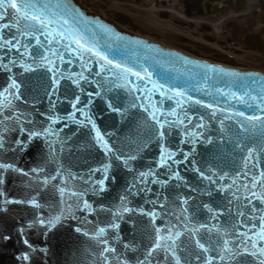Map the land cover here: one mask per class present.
<instances>
[{
	"label": "snow or ice",
	"instance_id": "1",
	"mask_svg": "<svg viewBox=\"0 0 264 264\" xmlns=\"http://www.w3.org/2000/svg\"><path fill=\"white\" fill-rule=\"evenodd\" d=\"M98 31L107 36L109 41L100 47L95 39H89V34L95 38ZM122 39L109 26L87 19L67 2L53 4L51 0H0V127L3 128V133H0V152L25 151L33 138L55 136L56 140L46 139L50 151L54 153L52 146L56 142L63 143L59 137L63 128L57 130L53 125L63 123L64 128L72 124L78 128L90 126L91 143L86 144L85 148H98L105 157L97 166H89L87 171L80 174L65 173L60 166L54 175L44 176L39 181L44 187L61 178L60 184L55 185L59 194V210L46 219L37 216L36 221L28 227L39 223L51 231L69 218L79 220L86 226L93 224L89 216L102 212L111 217L103 226L97 218L92 230L75 228L77 233L94 241L99 247L97 255L101 264H264V168L259 170V174L254 170L259 167L260 157L264 155V76L197 64V68L205 70V81L209 79L208 73L221 74L228 80L225 88L216 87L214 92L203 89L213 102L194 99L188 88L173 85L170 80L153 79L154 73L140 63L139 58L132 64L123 58L110 57L108 52L113 47L112 41L118 43ZM131 43L154 53L151 57L145 55V61L159 64L158 56H172V53L151 49V46L139 40ZM73 58L79 62L80 70H62L63 65L75 66ZM188 63L190 61L185 60V64ZM160 66L163 67L162 64ZM121 91L133 97L128 100L127 106L119 95ZM157 95L159 99H154ZM217 96L228 103L219 107ZM94 97L103 101L107 110L121 118L125 117L129 108H137V101H140L139 108L148 114V118L137 125L133 134L125 137V142L116 147L114 142L106 138L113 133L102 132L96 123ZM45 100L47 112L40 114L50 123L40 130L25 128V124L33 121L28 118L30 113L21 110L19 104L35 109L36 104L44 103ZM166 102H171L172 107L166 108ZM58 103L69 106L64 115L56 113ZM200 108L211 111L206 117L199 112ZM212 121L219 124L220 136L215 141L213 137L197 131H207ZM17 130L20 136H27V141L6 138L7 132ZM201 137H204L202 143L205 146L213 145L215 151L208 158L201 156L198 161L195 145L201 142ZM151 143L157 146V159L154 161L156 170L150 167L147 171H138L137 179L130 184L127 192L133 195L139 192L152 193L154 198L145 201L152 205V209L129 207L131 201L126 194L119 197L118 204L105 206L101 203L98 208L86 199L89 192L94 196L107 192L109 180L115 183L116 176H110L113 160L119 161L128 172H136L130 162L137 161L140 153ZM187 144L192 147L186 151L183 146ZM237 157L243 162L242 168L235 167ZM225 158L233 163L231 171L211 162L213 159ZM250 163L252 167H249ZM181 164L185 165V171L194 174L196 180L206 182L202 190L199 186L190 185L188 178L181 175L178 167H174ZM0 170V184L4 183L3 174L9 170L30 180H35L44 171L42 168L31 169V173L37 174L33 177L31 173L3 161H0ZM241 178L245 182L238 183ZM173 180L177 181L173 187L183 186L189 192L195 191L209 197L214 192H231L232 198L226 197V203L204 202L197 205L198 211L206 213L205 216H197L189 212L188 208L189 200L195 197L176 196L170 200L165 192L161 199L160 192L153 193L152 188L147 186L159 185L165 189ZM71 181H80L85 187ZM241 187L250 191L251 197L238 196L236 193ZM3 195L0 192V196ZM2 203H27L35 208L41 207L35 197L30 200L4 199ZM6 210L0 208V211ZM77 212L85 215L78 217ZM133 213L148 218L150 229L147 225L141 229L137 221H131V224L134 230L147 234L149 243L141 248L131 241L124 242L118 251L108 238L109 230H118V221L123 220L125 214ZM157 220L162 223L158 225ZM20 234L23 236V228ZM114 239L117 243L122 240L118 232ZM23 243L36 251L27 239ZM129 252L137 255L129 257ZM19 258L29 261L30 254L24 253Z\"/></svg>",
	"mask_w": 264,
	"mask_h": 264
},
{
	"label": "water",
	"instance_id": "2",
	"mask_svg": "<svg viewBox=\"0 0 264 264\" xmlns=\"http://www.w3.org/2000/svg\"><path fill=\"white\" fill-rule=\"evenodd\" d=\"M41 2H47V0H41ZM63 3L67 2L70 6L74 7L80 13L83 14L89 20L98 21L103 23L106 26H109L114 30L115 33L120 34L123 38L120 42L112 41L113 47L109 50L108 54L110 57H115L117 59L123 58L124 60L129 61L134 64L139 58V62L143 63L145 66H148L150 71L154 73L153 79L159 78L160 80H170L173 85L180 86L181 88H188L190 94L194 99H201L207 102H213L211 96H208L204 93L203 89L207 88L210 91H215L216 87L225 88L227 77H223L221 74L208 73V80H204L203 68H197L196 65L207 64L211 67L223 68L226 71H235L242 74H255L258 76H264L263 74L252 73V72H243L240 70H235L223 66H218L213 63L203 62L196 60L194 58L188 57L181 53L164 49L161 46L151 43L142 38L136 37L132 34L124 32L122 29L117 28L110 22L103 20L101 17L91 14L86 10L78 1L76 0H51V3ZM198 0H188L187 5L189 7H194L197 5ZM12 10L10 9L9 12ZM83 30V29H81ZM89 39H95L97 46L100 47L103 44L109 42L107 36L99 33L95 38H92L89 34ZM139 40L143 44L151 46V49H155L165 53H172L171 57L163 56L157 57L160 61L159 64L154 63L151 60L145 61L143 57L148 55L151 57L154 53L149 49H145L140 45L131 43V41ZM249 44V42H247ZM253 48L262 50L263 47L258 46V44L251 45ZM183 58V59H181ZM95 59V58H93ZM185 60L190 61V63L185 64ZM163 65L161 67L160 65ZM73 65H63V69H69L71 71H79V62L73 58ZM171 69V71H169ZM16 71H19L17 69ZM189 76L192 78L189 79ZM132 80L135 81V78L132 77ZM199 81V85L197 84ZM0 82H2V74H0ZM142 83V82H141ZM150 87V85H149ZM91 90V89H88ZM121 97L124 98V105L127 106L129 97L126 93L121 91L119 93ZM136 95V94H134ZM142 95V94H140ZM43 98V94H41ZM31 101V98H29ZM55 99V97H53ZM95 104L93 105L94 118L97 125L101 128L102 132H111L113 135L106 137L111 142L115 143L116 147H119L121 142H125V137L133 134L137 128V125L141 124L144 120L148 118V114L143 112L139 108L140 101H137V108H129L125 117L121 118L118 114L112 113L110 110L106 109L104 102L99 98H95ZM154 99H159L157 95ZM217 101L219 102V107H224L228 102L223 98L217 96ZM19 103V102H18ZM147 104V101H144ZM235 103V101H233ZM21 110L27 111L30 113L29 119L33 122L31 124H25L24 127L27 129L40 130L50 123L45 120V117L42 116L41 112H47L48 105L45 100L44 103L36 104V108L33 109L29 105L19 104ZM69 106L64 103H58L56 106V113L60 115L65 114V109ZM166 108L172 107L171 102H166ZM103 109V111H101ZM211 109L200 108L199 112L205 114L207 117ZM79 116V113H77ZM150 122V121H149ZM107 125V126H106ZM57 130L63 128L62 132H59L60 140L63 143L56 142L52 147L55 150L54 153L50 151L47 140H56L55 136L36 137L33 138L30 144H28L27 150L16 152H0V161L12 163L16 167L23 169L25 172L31 173V169H44L43 172L35 180H30L29 177L22 176L17 172L12 170L7 171L3 174L4 183L0 184V192H3V196H0V208H6V211H0V264H101L98 259L99 247L95 244L94 241L85 237L81 233L75 231L76 227H86L88 230H92L94 224L99 218L101 225L109 222L111 217L110 214L97 212L93 216H89L88 219L93 221V224L83 225L79 220L65 219L61 223L57 224L55 228L49 231L46 227H42L39 223H35L33 227L29 228L28 225L33 221H36L37 216L47 218L50 214H55L59 210V194L55 185L60 184V177L55 181H51L47 187H44L39 181L43 179L44 176L54 175L57 168L62 166V170L72 173H83L87 171L89 166H97L101 160H104L105 157L103 153L98 148L87 149L85 148L86 144L91 143L89 133V127L78 128L77 125L72 124L67 128H64L63 123L53 125ZM191 127V126H190ZM75 131V135L73 132ZM197 131L204 132L205 136H211L216 138L220 136L219 124L217 121H212L208 125V130L199 129ZM0 133H3V128L0 127ZM6 138L8 140L20 138L27 141V136H20L19 131H10L7 132ZM175 136V133L173 134ZM179 139V137H177ZM204 137H201L200 143L195 145L198 155L196 159L201 160V156L208 158V156L215 151L213 145L205 146L202 141ZM187 151L188 148L192 147L191 144L183 146ZM54 156V158H53ZM180 159L179 156L176 157ZM157 159V146L155 143H151L148 148L140 153L139 159L137 161L130 162L136 172H128L119 161L113 160V168L111 170L110 176L115 175L116 181L112 183L111 180L108 182V191L100 194L99 196H94L90 192L86 196V199L93 204L94 207L98 208L101 203L105 206H112L119 203V197L121 195H127L128 199L131 201L129 207H144L146 210L152 209L150 203H146V200L153 199L154 196L152 193L139 192L138 195H133L130 192H127V188L130 184L137 179L136 173L138 171H147L150 167L156 170V165L154 161ZM213 164H219L224 170L231 171L233 168V163L229 158L223 160H212ZM178 167L181 175L185 176L189 180V184L193 187L199 186L202 190L206 182H201L196 180L194 174L185 171V165L181 164ZM235 167L242 168L243 162L237 157L235 162ZM249 167H252L251 163ZM264 168V155L260 157L259 167L254 169L257 174L259 170ZM2 171V170H0ZM163 171V169H159ZM33 177H36V173H31ZM99 176V174H97ZM162 179L164 177H161ZM245 182L244 178H241L238 183ZM71 183L81 185L80 181H71ZM177 181L173 180L170 182V185L161 189L159 185H147L152 188L153 193L160 192L161 199L163 194L166 192L170 200H174L176 196H188L195 197V199L189 200V212L196 213L197 216H205L206 213L203 210L198 211L197 205H201L204 202H215V203H226V197H231V192H225L222 194L213 193L212 197L207 195H199L197 192H189L187 188L173 187ZM225 183H231V181H226ZM144 185H138V187H143ZM235 190V186H233ZM136 191V189H133ZM238 196L248 195L251 197V192L246 191L244 188L236 193ZM32 197H35L38 203L41 205L40 208H35L30 206L27 203L17 204L9 203L3 204L4 199L8 200H30ZM252 199H255L254 197ZM179 202L177 201V204ZM257 205L259 202L256 201ZM159 210V209H158ZM78 217H83L85 214L77 212ZM131 221H137L140 223V228L143 229L145 225L148 228H151V225L148 221V218L136 215L125 214L123 220H119L120 228L118 230H109L108 238L110 242L117 247V250L120 251L122 243L124 242H133L140 245L141 248L146 246L149 243V239L146 233L141 230H134L131 224ZM156 223L159 225L162 223L161 220H157ZM257 223H259L257 221ZM24 229V234L21 236L20 229ZM47 233L45 236L44 233ZM119 233L122 238L120 243H117L114 239L116 233ZM7 237V239L5 238ZM27 239L30 244L36 249L33 251L27 245L23 243V240ZM40 249H46L47 251H40ZM24 253L30 254L29 261H23L21 257ZM136 253H128L129 257H134Z\"/></svg>",
	"mask_w": 264,
	"mask_h": 264
},
{
	"label": "flooded vegetation",
	"instance_id": "3",
	"mask_svg": "<svg viewBox=\"0 0 264 264\" xmlns=\"http://www.w3.org/2000/svg\"><path fill=\"white\" fill-rule=\"evenodd\" d=\"M79 1L85 7H87L91 12L96 13V14L104 17L105 19H108V20L114 22L115 24L126 29L127 31H131L134 33L141 34L143 36H147V34H145L143 32V30H146V32H149V34L152 35V37L156 36L159 38H163L164 42H168L169 43L168 45L172 49L188 52L194 56H200V57H204L207 59H212V58H214L213 56L216 55L214 52H211L210 49H206V48L197 47L199 49H195V48L193 49V48L189 47V50H188L185 47H183L184 43L192 42V40L194 41V38L186 40L183 37H181L180 35H177V36L163 35V32L161 30L162 27H160V29H159L158 26H155L154 29L152 28V30L150 28L148 29V27H146L148 25V23L145 21H144L145 27H142L140 25V22L143 21L141 19V17H140V20L138 19L139 21L134 20L132 17V15L134 14L132 12L133 4L134 3L140 4L141 0H140V2H137V0H79ZM218 1H220L222 4L218 3ZM238 2H240V0L237 1V4H235L236 7H239ZM210 4H213V7H209ZM233 8H234V4L230 3V1H228V0H202L200 3L199 9L189 10L188 15H191V14L193 15L196 13L197 15L201 16V18L207 17L206 18L207 24H204L203 30L210 31L212 24H213L212 28L214 30L216 29L215 24L217 23V21H216L215 17L231 15V14H233ZM186 13L187 12L185 10V14ZM159 15L162 19H168V14L166 12L163 14H159ZM255 22H256V20H255ZM232 24L233 23L230 21V22H226V24L223 26L226 27V29L228 30L229 28L232 27ZM248 25H251V24L249 23ZM234 31H235V29H234ZM247 34L252 35V36L256 34V36H258V40L262 41L264 43V38L262 37L261 32L260 33L259 32H249ZM247 34H245L244 37H238L237 38V42H240L244 47H246L244 44V40H245V37ZM147 37H149V36H147ZM212 40H213L212 38H209L207 36L204 37L205 42H213ZM156 41H158V40H156ZM229 43H231V41H229ZM222 45H224L223 42H222ZM200 52L207 53L208 55H205V56L200 55ZM250 52L252 53V55H255V56H253L254 59H259L260 56L264 55V51L259 52V51H253L252 50ZM226 53L233 54V55L237 54V52L235 53L234 49L233 50L232 49L227 50ZM257 63H263V62H257Z\"/></svg>",
	"mask_w": 264,
	"mask_h": 264
},
{
	"label": "rangeland",
	"instance_id": "4",
	"mask_svg": "<svg viewBox=\"0 0 264 264\" xmlns=\"http://www.w3.org/2000/svg\"><path fill=\"white\" fill-rule=\"evenodd\" d=\"M235 1V0H233ZM247 3L246 7L241 11V13L239 15H236L234 13V19H232V27L229 28L228 30L226 29V27L221 26L218 28L216 35V38L219 40H222V42L224 43V46H222V48H228V49H234L235 53H243L242 51H240L239 49L242 48L241 43L237 42V38L238 37H244L245 34L249 33V32H261L262 37L264 38V27L263 28H257V26L259 25V23L257 24L256 22H261L264 19V16H261L262 13H264V0H245ZM145 3L143 0H141L140 4H136L134 3L132 6V12L135 13L137 9H143ZM163 6V5H162ZM161 5H158L159 10L162 8ZM180 7H182L181 5H178ZM157 8V9H158ZM157 12V15L155 16V19H158L159 24L163 27H165L164 29H170V30H177L180 34L181 37H183L184 39L188 40V39H192L194 38V41L192 40V42H187L183 44V47H185L186 49L189 50V47L191 48H195V49H199L197 47L202 48V43H205L204 41V37H210L212 38L210 35L214 36V29L213 24L211 26V30L210 31H205L203 30V26L199 23L197 24H181L180 20L178 19L177 16H172L170 14H168V19H162L160 17L159 14H161L160 12ZM144 15L141 14V18ZM227 16V15H225ZM207 18V17H205ZM162 19V20H161ZM201 20H206V19H201ZM255 20H257L255 22ZM249 23H251V25H248ZM218 23H216L215 28H217ZM140 25L142 27H145V22L144 20L142 22H140ZM159 25V26H160ZM144 29V28H143ZM160 29V28H159ZM235 29V31H234ZM224 30V31H223ZM143 32L145 34H147V36L158 40L161 43L164 44H169L168 42H164L163 38H159V37H152V35L149 34V32H146V30H143ZM210 32V33H209ZM226 32V33H225ZM213 33V34H211ZM160 34V33H159ZM210 34V35H209ZM209 35V36H208ZM241 35V36H240ZM229 41H231V43H229ZM220 48L221 50H217V49H210L211 52H214L217 56L218 55H222L221 57L224 58L226 57V55L224 53L226 52H221L222 50L224 51V49ZM239 48V49H238ZM191 50V49H190ZM190 52V51H189ZM200 55H208L207 53L204 52H200ZM252 55V53L247 55V60H241V62L243 64H245V66L247 68H251V69H257L260 71H264V55L260 56L259 59H254ZM226 59V58H225ZM255 62V63H254ZM257 62H263V63H257ZM257 63V64H256Z\"/></svg>",
	"mask_w": 264,
	"mask_h": 264
},
{
	"label": "bare ground",
	"instance_id": "5",
	"mask_svg": "<svg viewBox=\"0 0 264 264\" xmlns=\"http://www.w3.org/2000/svg\"><path fill=\"white\" fill-rule=\"evenodd\" d=\"M143 1L145 3L143 9H137L136 12L132 15V17L134 20H138V19L140 20L141 14L144 15L141 19L148 23V25L146 26V27H148V29L150 28L152 30V28L154 29L155 26H158L159 28L162 27L159 24L158 19H155V16L157 15V12L159 10L158 5H161V6L163 5L162 8L159 10V12L166 11V12H169V14L172 16H177L178 19L180 20L181 24H184V25H186L188 23H189V25L190 24L194 25L197 23H199L201 25L207 24V19L201 18V16L197 15L196 13L193 15L192 14L188 15V13L185 14L186 7L184 5L185 4L187 5L188 0H143ZM137 2H140V0H137ZM178 5H181L182 7H180ZM209 7H213V4H210ZM236 15H239V14H236ZM261 15L264 16V13H262ZM215 18H216V21L218 23L217 24L218 26L215 29V31L213 32L214 36L209 34L212 37L213 42L202 43V46H203L202 48L221 50L220 48H222V46H224V45H222V40H219L216 38L215 34L217 33L218 28L225 25L226 22H230V21L232 22V19H234V14L227 15V16H217ZM201 19H206V20H201ZM256 23L257 24L259 23L257 28H263L264 27V19L261 22L257 21ZM164 28L165 27H162V29H161L163 32V35L177 36L180 34L177 30H170L169 28L165 30ZM213 33H211V34H213ZM144 37L150 38L147 36H144ZM162 44H164V43H162ZM164 46L167 48H170V46L168 44H164L163 47ZM222 49L230 50L228 48H222ZM242 49H244V47L240 48L239 50H242ZM169 50L173 51L172 49H169ZM229 56H235V55L229 54ZM239 67L245 68V69L247 68L244 65H239ZM242 71H245V70H242Z\"/></svg>",
	"mask_w": 264,
	"mask_h": 264
}]
</instances>
